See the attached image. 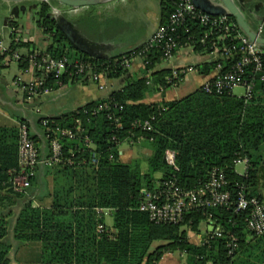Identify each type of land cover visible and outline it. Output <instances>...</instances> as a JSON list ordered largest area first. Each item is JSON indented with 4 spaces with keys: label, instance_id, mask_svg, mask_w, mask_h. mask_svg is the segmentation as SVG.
Returning a JSON list of instances; mask_svg holds the SVG:
<instances>
[{
    "label": "trees",
    "instance_id": "trees-1",
    "mask_svg": "<svg viewBox=\"0 0 264 264\" xmlns=\"http://www.w3.org/2000/svg\"><path fill=\"white\" fill-rule=\"evenodd\" d=\"M161 4L162 23L165 24L172 8L165 0H161ZM52 5L70 8L60 2L38 1L33 17L37 27L50 40L46 52L56 57L66 55L71 61L87 59L96 63L98 70L109 66L108 78L119 77L128 71L120 63L140 47L110 58L84 53L72 45L58 27L51 15ZM245 6L250 8V3ZM9 24L19 26L14 19H10ZM193 25L192 33L200 39L205 28L197 23ZM182 34L184 43L188 34L184 30ZM30 45V42L16 40L12 33L10 52ZM34 50L32 48L23 53L18 62L22 69L29 67L26 54ZM194 50L211 52L198 41L194 44ZM262 58L264 63V54ZM144 60L148 61L144 65L146 75L129 78L123 87L113 90L107 97L62 115L40 116L35 124L41 130V136L27 119H20L28 125L31 136L44 152H48V140L44 135L43 119H47L51 127H75V119L81 117L84 134L93 141V146H87L79 137L62 138L65 157L71 163L46 167L47 173L52 174L54 179L51 205L35 206L32 200L21 205L13 226V237L22 243H41L39 264H143L146 258L147 263L159 264L165 253L176 250L187 256L186 264H241L237 261L241 253L250 248H263L264 235L258 237L249 232L245 212L202 208L187 212L180 223L159 224L150 220L148 214L140 209V204L144 198L143 189H154L157 181L174 176L180 185L194 188L209 179L214 167L225 169L231 189L237 191L236 184H243L248 193L264 199L257 177L264 157V81H257L251 99L229 92L209 93L202 85L177 100L146 103L143 100L152 86L161 85L163 90L171 86L167 83V77L172 70H154L163 60L157 50ZM213 68L215 62H206L203 72L208 73ZM183 76V73L180 74V78ZM46 77L45 86L52 90L61 87L54 77ZM67 83L68 77H62V84ZM104 101L112 103L110 111L120 118L121 128H118L114 118L109 117L108 111L94 115L84 113L85 109ZM145 119L151 120L152 130L134 127L136 120ZM113 135H116V141L112 139ZM140 137L145 138L152 148L146 170H142L138 164L120 160V144L126 140L136 142ZM41 138L45 141L44 148ZM167 149L178 152V170L164 162ZM239 156L249 158L247 176L239 175L236 171L234 160ZM18 158V127L0 126V201L11 198V195L21 199L24 197V193L15 192L9 183L8 171L17 167ZM156 173H161V176L156 177ZM36 180V177L32 179L31 187ZM102 208L112 210L114 230H110L106 224L105 214L97 210ZM210 216L222 225L223 236L208 242L192 243L187 231L200 232V226ZM98 224H104L105 230L99 231ZM206 231L207 234L210 232L208 229ZM9 233V221L4 211H0V264L11 262L9 253L12 245L7 239ZM232 233L238 237V247L233 254H229L227 243ZM156 241L163 243L151 250Z\"/></svg>",
    "mask_w": 264,
    "mask_h": 264
},
{
    "label": "built area",
    "instance_id": "built-area-1",
    "mask_svg": "<svg viewBox=\"0 0 264 264\" xmlns=\"http://www.w3.org/2000/svg\"><path fill=\"white\" fill-rule=\"evenodd\" d=\"M165 1L169 2L172 8L168 21L165 24L161 23L156 31L130 57L125 56L120 63L121 66L129 68L132 61L137 57L141 58L144 66L148 63L144 59L155 50L162 54L163 60H170L181 46L187 45L194 48V44L198 41L210 49L215 62L216 75L204 84L205 91L217 94L225 92L234 94V88L239 87L243 89V95L239 97L251 99L257 81H264L263 50L257 43L249 40L230 15L206 13L200 10L193 0ZM193 23L205 28L200 39H197L192 33ZM261 28L262 25L259 26V31ZM182 30L188 34L184 43L182 42L184 39ZM11 31L15 34V39L20 40L19 35H17L18 27L12 26ZM9 47L5 46L4 43H1L0 46V57L5 65L12 61L19 62L23 55V52L19 50L10 52ZM26 55L29 62L28 68L33 70L34 77L28 81L16 77L13 85L23 93L29 102L52 91L51 88L45 86L46 76L54 77L61 86H63L62 77L67 76L69 82L90 80L98 83L101 89L105 88L102 82L107 78L109 66L103 70H98L97 64L87 59L71 61L66 55L56 57L45 50L38 49ZM186 71L185 68L172 70V74L167 77V83L175 86L181 79L180 74H185ZM148 83H151V79L148 80ZM158 87L163 89L161 85ZM111 104V102H100L91 109H85L84 113L94 115L101 111H108L109 117L114 118L118 128H121L120 118L115 117L110 111ZM120 109L122 108L120 107ZM35 111L40 113V108H35ZM75 122V127H60L59 125L51 127L49 121L43 119L44 135L48 140V152H44L37 145L30 134L28 125L26 123L20 124L18 165L8 171L9 183L15 192L26 193L28 191L40 166L51 167L66 162L71 163V160L65 157L62 138L74 139L79 137L84 140L87 146H93L91 138L84 134L85 128L82 118L77 117ZM134 127H139L145 131L153 129L149 119L136 120ZM112 139L116 141V135H113ZM177 155L178 152L173 149H167L164 155L166 163L172 166L174 170H178ZM234 163L235 166L244 164L243 173L236 171L239 175L247 176L249 158L239 156L234 160ZM236 185L237 191L231 189L226 171L221 167H214L210 172L209 179L194 188L180 185L176 177L173 176L157 181L154 189H143L144 198L140 204V209L148 214L151 221L159 224L180 223L184 220L185 214L192 210L202 208L233 209L237 213H247L246 226L252 235H264V199L248 193L243 184L237 183ZM209 228L211 231L203 239L205 242L216 237H222L224 234L222 225L213 220L211 216ZM98 230L104 231V224H99ZM227 246L229 254H233L238 247V237L235 234H230Z\"/></svg>",
    "mask_w": 264,
    "mask_h": 264
},
{
    "label": "crops",
    "instance_id": "crops-1",
    "mask_svg": "<svg viewBox=\"0 0 264 264\" xmlns=\"http://www.w3.org/2000/svg\"><path fill=\"white\" fill-rule=\"evenodd\" d=\"M119 4H122L123 7L120 8ZM7 5V1L0 0V6L8 9V14L4 22V24L6 23L8 25V20L12 14H10ZM94 6V8L88 6L70 9L73 14L71 21L80 33L84 46L91 51V54L89 55L92 56L110 58L136 49L140 47L162 23L161 0H110ZM81 15L88 16V19L81 22ZM94 15L101 16L103 30L97 32L92 29L89 19L91 20V17ZM260 16L258 14L257 16H250L254 28H257L258 23L262 21H259ZM13 17L15 18L14 20L18 21V18L15 17V15ZM91 22L93 21L91 20ZM4 24H1L0 22V27L4 26ZM29 24L26 31L31 34H25L24 36L23 31H25V28L19 23L23 29L21 30V35H23V37H20V40L23 42H30L31 45L30 47H21L18 50L23 53L32 48L46 50L50 41H48V38L43 34V39L46 38L47 40H45V44H42L43 42L38 40V36L34 33V29L37 25H35V22ZM37 28L40 29L39 27ZM11 35L12 31H10V42ZM10 42L6 43L3 41L5 46H10ZM12 62L4 65L2 64V59H0V126L18 127L19 129L20 124L22 123L20 119H27L31 123L33 130L35 132L38 131L40 136L42 135L41 130L38 129L35 124L40 116H58L71 112L91 101L107 97L113 90L123 87L129 78L146 75L142 60L137 57L132 61L131 66L125 74L119 77L105 78L102 82L105 85L104 89H101L98 83L90 80H75L59 87L58 89L52 90L48 94L38 97L32 102H29L25 99L23 93L14 87L13 81L16 77H21L25 81L31 80L34 77V72L29 68L22 69L19 66V63L16 62L11 76L7 78L3 73L2 66L10 67ZM206 62H214V55L211 53L196 52L194 48L187 45L181 46L170 60H162L156 65L154 70L163 68H169L171 70L185 68L187 71L184 76L175 86H170L165 90L159 89L156 85L152 86L150 90L147 91L143 101L146 103L170 102L195 91L216 75L214 68L208 73L203 72L204 63ZM201 76L204 78L201 79ZM183 84H186V87H192L193 84L196 86H194V88H192L193 90L188 92V94L185 93L179 95L176 89ZM37 107L40 108V113L35 111V108ZM128 142L130 143V149L127 150L126 153L121 151L119 147L120 160L128 164H138L141 166L142 170H146L148 167V158L152 155V148L149 142L145 138H141L136 142ZM41 146L43 148L45 146V141H43V139L41 140ZM134 146L137 147V150H134ZM146 146H148L147 149L149 150L146 153V158L143 156L140 157L141 154L144 153L142 148ZM145 160L146 163L144 162ZM160 176L161 173H156V177ZM36 178L37 182L28 189V192L24 193L23 199L11 195L9 196L11 198L0 201V211H4V214H6L9 221L10 233L8 234L7 239L12 245L9 253L11 260L10 264H22L23 260H20L19 258L20 255L24 257L25 254H21V250H26V246L35 243H22L16 241L13 237L12 230L21 205L27 200H32L35 206L43 207H49L52 203V196L50 193H52L53 189L48 185L52 182L54 187L53 175L47 173L46 167L40 166L37 170ZM44 185L48 188L45 190L39 189ZM4 195L8 196L6 193H4ZM43 198H46L45 202L47 204L41 205L39 202ZM108 209L110 208L98 209L105 214L106 224L107 216L111 215L108 214ZM207 223L209 224V222ZM112 226L110 227L114 230ZM206 229L211 231L209 225H207ZM253 243H255V241ZM30 247L31 246L28 248ZM38 248L40 249L38 252L40 254L41 243L38 245ZM26 252H28V249ZM39 254L38 258H36L38 261ZM15 256L16 258L14 259ZM17 256H19V258H17ZM237 261L241 264H264V245L262 249L250 248L249 250H246L245 253L239 255Z\"/></svg>",
    "mask_w": 264,
    "mask_h": 264
},
{
    "label": "rangeland",
    "instance_id": "rangeland-1",
    "mask_svg": "<svg viewBox=\"0 0 264 264\" xmlns=\"http://www.w3.org/2000/svg\"><path fill=\"white\" fill-rule=\"evenodd\" d=\"M18 2H20V1H18ZM8 3L11 5V4L15 3V2H12V1L10 2L9 1ZM54 7H57L58 9H62V11L65 13V15L68 18H70V19L72 18L73 14H72V11L70 9H68V8L67 9H64L63 7H60V6H54ZM119 7L122 8L123 5L122 4H119ZM7 14H8V12L6 11V9L4 7H1L0 6V22H1V24L2 23L4 24ZM17 18H18V23H20L21 25H23V27L25 28V31H23V35L24 36H25V34L30 35L31 33L27 32L26 30L28 28L27 27L28 24L29 23L30 24H33V22H34L33 13L32 12L30 13L29 11H26V12L25 11H22ZM87 19H88V16H85V15H81L80 16L81 22L86 21ZM91 20L93 22H91ZM91 20L89 19V22L92 25V29L94 31H97L98 32V31L103 30L102 29L101 16L94 15L93 17H91ZM18 29H19V32L18 33L21 35V33H22L21 30H23V29H22V27L20 25L18 26ZM10 31H11V27L9 28L8 25L5 26V27H3L2 35H3V40L6 43L10 42ZM18 33H17V35H19ZM34 33H36V35L38 36V40H40L41 42H43L42 44H45V40H47V39L46 38L43 39V37H42L43 36V33H42V31L40 29L37 28V26L34 29ZM20 35H19V37L22 38L23 35H21V36ZM48 41H50V40L48 39ZM15 63H16V61H13L11 63V66L10 67L9 66H4L5 64L2 66L3 73L6 75L7 78L9 76H11V74L13 72V69L15 67L14 66ZM203 78L204 77L201 76V79H203ZM196 85H197V83H196ZM196 85L193 84L192 87H186V84H183L179 88H177L176 91L178 92L179 95L185 94V93L188 94V92L192 91L193 90L192 88H194V86H196ZM233 93L235 95H237V96H241V95H243V89L242 88H239V87H236V88H234ZM133 148H134V150H137V147L136 146H134ZM143 148H142V151H144V153L141 154L140 157L143 156V157L146 158V156H147L146 153L149 151L147 149L148 146L143 147ZM129 149H130V143L128 141H124V142H122L120 144V150L121 151H124L126 153V151L129 150ZM263 153H264V150H263ZM144 162L146 163V160ZM262 163H263V160H262ZM244 169H245V165L244 164H238L236 166V170L239 173H243L244 172ZM157 175H159V174H157ZM257 177H258V182H259L260 187H261L262 192H263V190H264V163H263V166H261L260 169L258 170ZM45 186L46 185L40 187L39 189H41V190L47 189L48 187L46 188ZM48 186L51 189H53V183L52 182ZM45 201H46V198H43V199H41V201L39 203L41 205L47 204ZM109 212H112V210L111 209H108V214H111ZM207 222H209V220ZM207 222L203 223V224H206V225H203L202 224L200 226V232H194V231H191V230H188L187 231L188 238H189V240L192 243L199 244L206 237V235H207L206 227H207V225H209ZM107 224L110 225V226L113 225V218H112L111 215L107 216ZM110 226H109V229L112 230V228ZM161 243H163V242H161V241L154 242V244L151 247V250L155 249ZM38 245H40V243L39 242H35V243H32V244L29 245V246H31L30 248H28L29 246H26L25 248L28 249V252H26L27 249L26 250H24V249L21 250L20 253L21 254H25V256L23 257V256L20 255V258H19V256H17V258H19L20 260H23L22 261V264H39L38 259H36V258H38V254H39L38 252L40 250L38 248ZM15 258H16V256L14 257V259ZM186 262H187V256L184 253H181L180 251L176 250L174 252H167V253H165L163 255V257L161 258L159 264H186ZM143 264H150V263H147V258L144 260ZM153 264H157V263H153Z\"/></svg>",
    "mask_w": 264,
    "mask_h": 264
},
{
    "label": "water",
    "instance_id": "water-1",
    "mask_svg": "<svg viewBox=\"0 0 264 264\" xmlns=\"http://www.w3.org/2000/svg\"><path fill=\"white\" fill-rule=\"evenodd\" d=\"M7 2H18L21 0H5ZM35 1H45V2H60L66 5H69V9H77L82 7H88L93 5L102 4L110 0H35ZM251 0H193L195 5L202 11L212 14V15H221L227 14L235 18V21L240 28V30L249 38L250 41H254L257 45L263 50L264 54V32L261 28L259 31L258 28H254L251 23V15H254L251 8L246 7V4H249ZM245 4H244V3ZM8 6L10 4L8 3ZM7 6V7H8ZM9 8V7H8ZM8 11L7 8H5ZM21 11H25V6L21 7ZM10 14L19 16V6L16 4L13 6ZM52 17L56 20L58 27L62 30L65 36L68 38L70 43L74 45L77 49L82 52L91 54L82 42V37L76 26L73 24L70 18H68L62 9H56L52 5L51 10ZM7 26L5 23L4 26L0 27V46L3 43L2 29ZM260 26V25H259ZM164 162L166 159L164 157ZM264 163V157H263Z\"/></svg>",
    "mask_w": 264,
    "mask_h": 264
},
{
    "label": "flooded vegetation",
    "instance_id": "flooded-vegetation-1",
    "mask_svg": "<svg viewBox=\"0 0 264 264\" xmlns=\"http://www.w3.org/2000/svg\"><path fill=\"white\" fill-rule=\"evenodd\" d=\"M244 3V2H243ZM18 5L19 6V15L20 13L22 12L21 11V7L22 6H25V12L26 11H29L30 13L32 12H35L37 7H38V1H35V0H21L20 2H16V3H13L11 4L9 7V12H11L12 8L14 5ZM245 4V3H244ZM3 7V6H2ZM250 8L252 9V12H254V14L257 16V14L260 16L259 18V23H258V26L257 28L259 27V25H262V30L264 32V0H251L250 1ZM14 15L12 14L10 19H15L13 17ZM10 19L8 20V25L10 27H12L10 24H9V21ZM264 192V190H263ZM264 194V193H263Z\"/></svg>",
    "mask_w": 264,
    "mask_h": 264
}]
</instances>
